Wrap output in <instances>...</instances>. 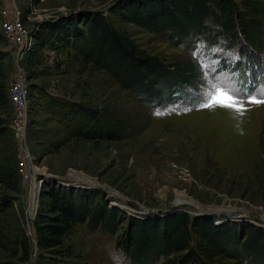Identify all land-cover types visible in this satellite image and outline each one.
Listing matches in <instances>:
<instances>
[{"label":"rangeland","instance_id":"obj_1","mask_svg":"<svg viewBox=\"0 0 264 264\" xmlns=\"http://www.w3.org/2000/svg\"><path fill=\"white\" fill-rule=\"evenodd\" d=\"M117 2L33 0L31 4L15 0L26 26L40 37L46 23L77 18L83 11H100L139 48L165 62L195 58L203 70L206 88L199 89L200 102L194 107L149 108L105 71L74 61L68 52L60 51L51 57L33 41L36 46L26 50L18 66L24 71L28 90L34 92L26 111L25 141L33 165L44 174L42 182L56 176L71 179L74 185L82 182L86 187L99 188L107 205L121 204V210L138 218L183 210L216 215L212 218L218 224L256 223L264 229V104L248 102L252 96L264 98V36L255 38L262 48L258 54L263 71L253 75L242 66L238 68V61L244 60L237 46L204 49L202 43L196 42L192 50L182 49L142 27L121 21L110 11ZM3 3L0 0V8ZM11 52L8 40L0 34V72L6 86L14 71ZM224 63L227 69L221 66ZM216 87L235 90L239 103L232 108L218 104L203 109L202 103ZM52 99L105 108L123 123L125 134L119 140L70 137L54 121ZM240 107L244 109L242 114L236 111ZM10 116L7 99L6 107H0V120L8 124ZM9 151L16 155L11 132L9 128L0 129V159ZM18 182L15 192L0 185V197L8 196L12 201L10 214L18 219L16 225L24 230L30 243L31 253L23 264H36L38 255H46L35 245L31 226L39 198L34 186L30 209L32 184L20 178ZM123 226L124 222L111 236L86 223L74 224L63 238V246L72 254L68 264H127L114 245ZM13 258L9 247L0 248V264L14 262ZM211 264L239 263L218 256Z\"/></svg>","mask_w":264,"mask_h":264},{"label":"trees","instance_id":"obj_2","mask_svg":"<svg viewBox=\"0 0 264 264\" xmlns=\"http://www.w3.org/2000/svg\"><path fill=\"white\" fill-rule=\"evenodd\" d=\"M263 4V0H118L110 11L121 21L185 50H192L196 42L204 49L237 46L244 60L238 61V68L258 75L263 71L258 54L262 48L255 38L264 36ZM43 29L41 37L34 36L39 48L52 47L55 54L68 52L74 61L105 71L149 108L194 107L200 102L199 89L206 88L195 58L165 62L139 48L100 11H83L77 18L46 23ZM221 66L228 68L225 63ZM28 92L30 99L34 92ZM7 99L0 72V107H6ZM51 106L54 121L70 137L119 140L125 134L123 123L105 108L60 99H52ZM0 127L8 130L7 122L0 120ZM14 154L9 151L0 159V185L9 192L17 191L19 183ZM261 196L264 203V187ZM38 198L31 226L35 245L46 255H38L36 264H68L72 254L63 246V238L74 224L86 223L113 236L122 222L114 245L127 264H157L159 260L161 264H211L218 256L239 264H264V229L250 223L216 225L210 214L191 215L183 210L135 218L121 210V204L107 205L99 188L76 190L55 182H43ZM11 202L8 196L0 197V248L9 247L14 257V262L6 264H23L29 259L30 243L16 225L18 219L10 214Z\"/></svg>","mask_w":264,"mask_h":264},{"label":"built area","instance_id":"obj_3","mask_svg":"<svg viewBox=\"0 0 264 264\" xmlns=\"http://www.w3.org/2000/svg\"><path fill=\"white\" fill-rule=\"evenodd\" d=\"M27 1L31 4L33 2V0ZM36 1L40 2L41 0ZM0 34L8 40L12 48L11 55L14 64L13 77L7 85V98L11 105V116L7 127L16 146V171L20 180L24 183L30 185L31 180H37L36 195L39 185L41 186L43 182L53 183V180H45V178L42 182L41 177H44V174L39 172V168L33 165V157L25 141L29 92L24 71L18 66V62L26 50L32 47L34 35L33 29L28 28L22 20L15 0H4L0 8ZM45 51L51 57L55 55L52 47L46 46ZM214 223L217 224L216 221Z\"/></svg>","mask_w":264,"mask_h":264},{"label":"snow or ice","instance_id":"obj_4","mask_svg":"<svg viewBox=\"0 0 264 264\" xmlns=\"http://www.w3.org/2000/svg\"><path fill=\"white\" fill-rule=\"evenodd\" d=\"M235 97H236L235 90L229 88H223V87H216L214 92L209 94L205 98L201 107L203 109H211L214 106L220 104V106L222 107L232 108L237 103H239V101ZM222 101H226V103H221ZM248 102L251 104L260 105V104H264V98H258L256 96H252L249 98ZM236 111L242 114L244 109L240 107V108H236Z\"/></svg>","mask_w":264,"mask_h":264},{"label":"water","instance_id":"obj_5","mask_svg":"<svg viewBox=\"0 0 264 264\" xmlns=\"http://www.w3.org/2000/svg\"><path fill=\"white\" fill-rule=\"evenodd\" d=\"M53 178H52V180H53V182H55V183H57V184H59V185H63V186H66V187H73V188H75V189H79V188H90V187H86V186H84L83 184H79V185H72V184H70V183H68L69 182V180H68V178H64V177H60L59 178V180L58 179H56V176H52ZM88 186V185H87ZM39 189H40V185H39V188H38V192L36 193V199H37V197H38V193H39ZM36 206H37V204H36ZM36 206L34 207V212H33V215L35 214V210H36ZM113 206V205H112ZM114 207H116V206H114ZM170 212H172V211H170ZM188 212V211H187ZM169 213V212H168ZM189 213V212H188ZM190 214H192V215H198V214H208V213H201V212H192V213H190ZM130 216H133L132 214H129ZM158 217H160V216H162V215H157ZM216 215H212V217L214 218ZM133 217H135V218H138L137 216H133ZM251 224H253V225H256V226H259V227H261L262 228V226L261 225H258V224H256V223H251ZM216 225H219L218 223L216 224ZM30 253H31V251H30Z\"/></svg>","mask_w":264,"mask_h":264},{"label":"bare ground","instance_id":"obj_6","mask_svg":"<svg viewBox=\"0 0 264 264\" xmlns=\"http://www.w3.org/2000/svg\"><path fill=\"white\" fill-rule=\"evenodd\" d=\"M39 170V169H38ZM56 179H58L59 180V178L58 177H56ZM69 180V182L68 183H70V184H72V185H74V183H72V181H71V179H68ZM80 184L82 183V182H79ZM30 184H32V186H31V194H30V209H31V200H32V194H33V192H34V190H33V187L34 186H36L37 184H38V182H37V180H31V182H30Z\"/></svg>","mask_w":264,"mask_h":264}]
</instances>
